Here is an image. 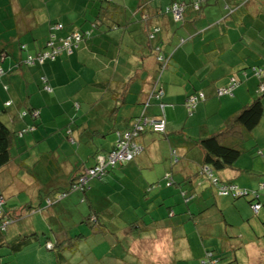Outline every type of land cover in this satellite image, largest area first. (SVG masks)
<instances>
[{"label": "crops", "instance_id": "crops-1", "mask_svg": "<svg viewBox=\"0 0 264 264\" xmlns=\"http://www.w3.org/2000/svg\"><path fill=\"white\" fill-rule=\"evenodd\" d=\"M1 1L0 64L3 65L0 66L7 72L0 80V108L3 109L9 97L16 104L7 111H3L5 113L1 115L2 119L7 121L10 127L21 128L25 120L18 118V109L20 105L27 104L41 107L42 119L49 125L46 131H41L39 128L29 134L28 139L25 136L15 141L14 146L17 147V152L21 147H27L24 149V152L27 151L28 154V157L24 158L27 165L22 163L23 169H31L32 167L28 165L36 162V165H39L38 168L44 170V165L39 162L38 156L44 159L40 154L49 151L50 144L54 149L60 139L53 130L49 133L48 127L59 129L58 121L65 124L68 116L74 117L75 113L71 106L75 105V101L80 102L78 115L81 117L101 108L115 107L116 98L119 97L123 100V104L118 108L117 116L122 118L117 123L128 120L130 116L138 112L137 105L144 99L142 91H147L149 88L158 64L154 60L155 56L149 57L150 48H142L146 44L144 43L145 38L134 35L133 29L137 27L135 23L128 24L127 21L126 28L120 27L112 30L102 24V30L95 29L91 37L86 36L73 53H63L56 61L47 62L43 66L36 65L32 68L19 66L10 71L9 69L16 63L18 64L27 57V52L20 49L22 44L27 46L30 53L45 49L52 33L51 25L56 21L64 22L67 19L64 31L56 32L58 38H65L69 31L92 28L91 22L81 23V19L84 20L85 17L81 12L85 9L83 8L84 2L87 1L88 6L90 0L81 2L78 18L73 12H67L66 15L57 14L53 7V2L56 0H40L38 8L33 6V0H29L27 8L22 6L20 0H11L12 7H5V0ZM118 1L128 2V0ZM133 1L132 5L127 3V9L130 12L142 4L145 5L139 10L156 12L154 3H152L154 1ZM159 1L162 5L170 2V0ZM231 5L235 8L231 12L225 6L214 7L220 11L215 10L220 19L226 14L225 20L221 21L216 18L207 28L203 29L204 26L199 23L188 21L179 33L178 40L175 37L172 38L171 33L165 29L164 45L177 44V56L181 59L184 57L194 67L190 75L182 65L177 68V72H175V66L171 67L165 73L163 82L166 93L164 102L168 105L165 137L167 140L172 139L176 142V146L180 147L181 158L176 165H172L168 150L169 143L163 137L155 147L147 146V154H142L137 162H141L138 163L139 167H145L142 177L152 182L154 180L162 182L163 172L167 168L171 169L178 182L168 189L151 190L143 197H137L139 201L131 195L133 191L132 193L127 192L125 200H120V202L125 204L121 206L122 217L127 214L131 216L136 214H129L134 212L132 207L136 202L143 207L146 219L150 217L160 219L158 213L163 211V204L172 206L174 214L169 218L167 226H159L161 228L156 230L152 228L150 233L147 231L144 233L143 230L139 235L128 236V244L124 249L131 251L128 255H124L121 250L117 252L116 247L113 246L114 241H112L114 235L101 236L97 240V245L102 244V247H94L96 252L93 253L94 256L92 255V263L89 264H201L207 251L214 250V248L222 252L219 264H264V209L258 215L253 216L249 213L250 209L246 203L242 202L239 207L235 208L226 199L215 197L208 193L209 191L204 189L203 191L202 188L196 190V186L192 184V182L196 184L206 179L193 173L195 167L203 162V152L199 148L195 151L189 150L190 144H194L191 141L221 130L228 120L234 118L245 105L259 95L260 79L251 74L250 68L264 61V0H252L245 5L241 4V0H230L229 7ZM8 9L9 12L6 13ZM24 10H26L25 18L22 17ZM207 13H210L209 10ZM136 40L141 42L139 43L141 46L136 45ZM243 71H248L247 76L243 75ZM42 74L48 75L53 92L42 90L40 83ZM232 77L238 78L241 85L234 89L233 95L217 97L216 89L225 87ZM1 82L9 85L8 91H5L2 87L4 84L1 85ZM194 90H204L207 93V99L199 103L189 116L181 117V114L186 113L184 101L187 95ZM59 95V98H53ZM62 98H66L67 103L56 104L58 99ZM260 125L257 131L264 133V118ZM45 134H51V136L44 137ZM149 135H153L151 138L157 137L151 133ZM36 142L43 152L34 149L37 146ZM254 144L264 149V136L257 137L255 133L252 140L243 142L242 146L248 152L241 156L236 166L218 172L220 177L228 181L238 180L250 187L257 185L259 174L264 172V156L251 153L253 150L250 148ZM94 148L97 147L94 145ZM98 150L100 153L101 149L98 148ZM83 151L85 155H89V159H94L91 157L92 152L86 149ZM58 154L61 156L64 152H58L56 155ZM17 155L18 153L14 156ZM82 156L85 157L83 154ZM259 158L261 160H258ZM78 161L81 160L78 159ZM48 163V168L55 164H52L50 160ZM67 169L68 172L63 178L66 184L73 170L70 166ZM5 170L0 172V177L10 171L4 172ZM181 173L191 175V182L187 180L188 183L180 184L183 181ZM13 176L8 177L7 181L14 179ZM142 177L137 180L138 189H144L146 186V183L141 182V180L145 181ZM2 180L5 182V178L2 177ZM18 182L16 186L21 189L23 181L19 179ZM94 184V186H99L97 183ZM191 188L190 194H193V188L196 194L190 202L186 203L180 192L182 189ZM128 195L132 198L129 199ZM106 202L107 200L104 204ZM158 207L161 208L156 209ZM45 219L48 221L46 229L48 231L51 226L50 215ZM165 221L158 223L164 225ZM147 224L152 225L149 222ZM18 236L20 237V235L14 236L11 241H19ZM115 239L118 241L116 237ZM27 247L22 249L27 250ZM21 251H11L7 247L4 255L10 262L4 264H29L31 261H21L22 258L18 256ZM107 252L109 254H106ZM55 257L54 253H40V259L33 260L32 264H60L62 261L60 262ZM232 259L235 261L233 262ZM63 262L70 264L66 260ZM77 262L80 261L77 260ZM79 264L88 263L84 260Z\"/></svg>", "mask_w": 264, "mask_h": 264}, {"label": "trees", "instance_id": "trees-1", "mask_svg": "<svg viewBox=\"0 0 264 264\" xmlns=\"http://www.w3.org/2000/svg\"><path fill=\"white\" fill-rule=\"evenodd\" d=\"M151 1H154L152 3H154L156 12L139 10L145 4L136 5L138 7L136 9L133 7V11L130 12L127 6L128 4L132 5L133 0H128V4L124 1L119 2L118 0H90L88 6L87 1L84 2L83 8L85 7V9L81 12L84 13V21L91 22L92 28L89 30L69 31L65 38L70 37L73 33H79L81 40L74 43L71 51L61 50L53 59H46L43 62L37 60L30 64L27 62L29 55L39 57L42 52L49 50V43L51 41L56 45L65 39L56 36V32L64 31L65 29L63 21H56L51 25V37L48 38L45 49L40 52L30 53L27 50V46L21 45L20 49L27 52V57L18 62V64L16 63L9 69L10 71L19 66L32 68L36 65L43 66L47 62H54L63 53H73L80 45V42L86 36L91 37L95 29H101L102 24L112 30L120 27L126 28L125 23L128 21V24L135 23L137 26L133 29L134 35L145 38L144 43L146 44L144 45L143 43L144 46L142 45V48H150L148 55L149 57L155 56L154 60L158 64V68L152 77L153 79L147 91H142L144 99L137 105L138 112L130 116L126 121L117 123L122 118L117 116L118 108L123 104L121 97L116 98L115 107L101 108L92 113H86L84 117L78 115L81 107L80 102H74L75 108L72 109L71 106V109L74 111L75 116H68L65 124L58 121V124L61 125H58V130L61 131V134L55 148H50L47 152L39 149L40 152H43L40 155L44 159H41L39 156L38 158L39 162L43 163L44 170H40L36 162L28 165L32 167L31 169H25V173L31 182L29 183L28 179H25L28 182H23L22 188H19V190L30 189L31 192V188L36 189V192L30 195L31 197L28 200L21 201L18 204L12 203L11 206H8V199L14 197L13 193H15V190L13 188H18L12 184L4 190L0 186V264L10 262L8 261V257L6 259L4 255V250L7 247L11 251L22 250L18 256L22 258L21 261L23 262L31 261L29 264H32L35 259H40V253L52 254V252H54L55 258H58L60 262L62 261L60 264H65L63 260H66L70 264H79L81 261L86 260L82 253L81 246L83 245L81 244H84V248L88 249L87 260L89 263H92V255L94 256L93 253L96 252L94 247H102V244L97 245V240L103 235L110 236V234L118 239L117 241L112 236V241H114L113 246L116 247L117 252L121 250L124 255H128L131 254V251L129 249L124 250L126 248L125 245L128 244V236L139 235L143 230L144 233L146 231L150 233L153 230L152 228L156 230L161 228L159 226H167L169 218L174 214L172 206L163 204V211L158 213L160 219L153 217L146 219L144 217L145 214H143V207L136 202L132 207L134 212L129 213L136 214L133 216L127 214L122 217L123 210L121 206L124 203L120 202V200H125L127 192L132 193L133 191L131 195L136 198L135 200H138V198L143 197L147 192H151V190L156 188H159L160 191L168 189L178 182L175 180L171 169L168 168L163 172L162 182L159 180L152 182L150 179L142 177L145 167H139L138 163L141 162H137L139 157H142V154L147 152V146L155 147L163 137L167 140L165 135L168 124V115L166 113L168 105L164 102L166 93L163 87L165 73L174 66L176 68L175 72H177V68L182 65L186 68L187 72L189 71L188 75H190L194 68L192 63H189L187 59L185 60L184 57L181 59V57L177 56V44L173 46L164 45L165 29L171 33L172 38L175 37L177 39L188 21L195 24L199 23L204 26V29L211 25L216 18L219 20L220 16L216 14L215 10L217 9H214V7L222 8L225 6L229 12L235 8L232 5L229 7L230 0H170L169 3L164 5L159 0ZM251 1L241 0V4L245 5ZM179 10L180 15L178 16L176 12ZM208 10L209 14L207 13ZM217 11L220 12L219 10ZM115 15L118 18L117 20L114 19L116 18ZM224 16L221 17V21L225 20ZM135 43H137V46H141L140 41L136 40ZM145 50L147 51V49ZM0 69L1 80L7 71L2 66H0ZM250 72L253 76H258L260 79L258 85L259 95L249 104L245 105L234 118L228 120L221 130L191 141L194 144H190L188 149L195 151L199 148L203 152V162L198 167H195L196 170L194 169L193 173L202 176L206 180L197 182L196 184L192 182L196 186V190L202 188V190L209 191L208 193L215 197L226 199L235 208L239 207L242 202L246 203L250 209L249 213L255 216L264 209V172L258 173L260 177L258 176L259 178L257 179L259 181L257 185L251 187L246 186L238 180L228 181L223 179L218 173L225 168L236 166L241 156L245 152H248L242 146L243 142L254 138L264 118V61L261 64L251 66ZM242 73L244 76H247L248 71H243ZM240 82L238 78H230L229 83L225 87L216 89L217 97L233 95L234 89L241 85ZM40 83L42 90L49 93L53 92V86L47 74L40 76ZM3 88L5 91H8L9 85L4 84ZM219 90H227V92L221 94ZM206 99L207 93L204 90H194L187 95L183 105L190 114L197 108L199 103ZM59 102L61 103V101H58L56 104H59ZM14 105H16L14 100L9 97V100L2 107L1 113L4 114L5 112L3 113V111H7ZM2 114H0V169L3 170L5 169V165L9 164L14 157H12V149L15 147V141L25 137L27 134H32L39 130V128L42 129L41 124L47 130V124L42 119L41 107L27 104L20 105L18 118L25 120V124L18 129L10 127L7 121L2 119ZM159 121L165 122L163 130L155 128V124ZM11 122H13L12 119ZM149 133L157 137L151 138L153 135L150 136ZM110 135H113L112 138H110ZM48 136H51V134L44 135V137ZM167 141L169 143L168 150L172 159V165H176L181 158L180 147L176 146V142L172 139ZM105 143L108 144L106 145ZM63 145H65V151H63ZM94 145L97 148L93 149ZM123 147L128 152L131 151V157L117 158L112 162L110 160L111 154L120 151ZM76 148H78L76 157L78 156V159L81 161L77 159V162L76 157L72 161L67 160L66 158L69 156L71 150ZM98 148L101 149L100 153H98ZM259 148L260 145L254 144L250 148V150H253L251 153L260 156L262 154L264 156V149ZM82 149L89 150L90 153L92 152L91 157L94 159H89L90 164L85 157L83 158L82 154L85 156V152ZM59 151L64 152L65 155L63 157L60 154L56 155ZM49 160L52 164H55H53L54 166L50 165L48 168ZM56 162L59 163L56 164ZM22 163L27 165L26 159L22 160L21 166ZM61 166L66 168L71 166L70 168L73 169L72 174L75 168L82 167V169L78 171V175L74 174L72 176L71 174L69 182L66 184L63 181L66 173L63 174V177L60 175L63 171L62 168L60 169ZM10 173L11 171L2 174L0 182L5 183L2 177L7 181L8 177H11ZM21 174H24V171ZM140 177L145 180L140 179L141 182L146 183L144 189L141 188L142 190L137 187V180ZM96 180L99 181L98 187L94 186V181ZM182 180L180 184L182 182L188 183L187 180L191 182V175L183 174ZM13 182L14 179L8 180V183ZM195 188H193V194H190L192 188L182 189V192H180L186 203L190 202L196 194ZM9 189L14 191H10ZM135 190L136 192H134ZM75 192L81 193V196L71 195ZM128 198L132 197L128 195ZM79 199L81 200L79 201ZM106 200L107 202L104 204ZM159 208L161 207L156 209ZM36 213L42 214L44 219L50 215L51 226L48 228V231H46L48 221L45 219V225L47 226H38V220L35 218ZM45 214L48 215L44 216ZM163 220H166V223L160 225L158 222ZM147 221L152 223V225H148ZM168 227L170 226L168 225ZM17 235H20V237L18 236L19 241H11ZM118 242H120V246ZM25 246H28L27 250L22 249ZM38 247H40L41 251H39ZM220 253L222 252L218 249L216 250V248L208 250L201 260V264H219L221 260ZM106 254H109V252ZM77 260L80 262L78 263Z\"/></svg>", "mask_w": 264, "mask_h": 264}, {"label": "rangeland", "instance_id": "rangeland-1", "mask_svg": "<svg viewBox=\"0 0 264 264\" xmlns=\"http://www.w3.org/2000/svg\"><path fill=\"white\" fill-rule=\"evenodd\" d=\"M23 1H26L25 3L23 2ZM83 1L84 0H56V1H54L53 2V7H54V10L55 11H57V14L58 13H61V14H63V15H66V14H68V13H71V12H73V14H74V16L75 17H79L78 16V14L80 15V12H79V9H80V7H81V4L83 3ZM20 2H22V6L24 7V8H27L28 7V4H29V0H20ZM33 2V6L35 7V8H38L39 6H40V0H33L32 1ZM82 2V3H81ZM1 3H2V1L0 0V5H1ZM44 3V2H43ZM12 7V5H11V0H5V7ZM68 6H69V8H68ZM63 7V8H62ZM7 12H9V9L8 10H6V13ZM68 12V13H67ZM25 15H26V10H24L23 12H22V17L24 16V18H25ZM68 17V16H67ZM18 19V18H17ZM71 22V21H70ZM84 22V20L83 19H81V23H83ZM64 23H67V19L64 21ZM32 53H35V52H32ZM0 65H3V64H0ZM71 73L73 72L72 70L70 71ZM4 83H2L1 82V85H3ZM4 86V85H3ZM2 86V87H3ZM60 97V95L58 96V97H53L54 99H56V98H59ZM60 99H58V101H59ZM57 101V100H56ZM57 101V102H58ZM61 104H65V103H67V99L66 98H62L61 100ZM70 101H72V100H70ZM69 101V102H70ZM75 108V106H73L72 105V109H74ZM1 111H2V109L0 108V114H2L1 113ZM185 111H186V113L184 112L183 114H181V117H183V116H189V112H188V110H186L185 109ZM7 116L10 118V116L7 114ZM183 122H185V121H183ZM40 126H42V129H41V131H46L45 130V127H44V125L43 124H41ZM47 126H49V125H46V127ZM59 126H61V125H59ZM73 129V128H72ZM48 130H50L49 131V133H51V131L53 130V132H55V134H57L58 136H60V134H61V131H59L57 128H55V129H50L49 127H48ZM256 135H257V137H263L264 136V133L263 132H260V131H256ZM30 135L29 134H27L26 135V137H27V139H28V137H29ZM112 136L113 135H110V138H112ZM58 143V142H57ZM68 143L70 144V142L68 141ZM68 144V145H69ZM106 145L108 144V143H105ZM53 146H52V144H50L49 145V148H52ZM77 147V146H76ZM94 147V146H93ZM92 147V148H93ZM27 147H21V149L17 152V147H14L13 149H12V157L14 156V155H16L17 153H18V155L17 156H14L13 157V159H12V161L9 163V164H7V165H5V171L4 172H6V171H8V170H10L11 171V176H13L14 175V182L13 183H8V181H5V183H1L0 182V186H2L3 188H4V190H5V188H9V185H12L13 184V186H16L17 184H19V182H18V180L20 179V180H22L23 182H25V183H27L28 181H29V183L31 182L29 179H28V177H27V175H26V173H25V169H23L22 168V166H20V163L22 162V160L27 156L28 157V154H27V151H25L24 152V149H26ZM65 145H63V151H65ZM34 149H37V150H39V148H38V146H35L34 147ZM77 149L78 148H76V149H73V150H71V152H70V154H69V156L66 158L67 160H73L75 157H76V154H77ZM60 152V151H59ZM63 155H65V154H62L61 155V157H63ZM33 158V157H32ZM77 159H78V156L76 157V161H77ZM85 159L87 160V162H89V155H85ZM258 160H261V158H259ZM89 164H90V162H89ZM82 165V164H81ZM263 165V164H262ZM89 166V165H88ZM71 167V166H70ZM17 168H18V170L20 169V171H21V173H22V171H24V174H21L19 171H18V175L16 176V172H17ZM63 169V171H62V173L60 174L62 177L64 176L63 174H65V173H67L68 172V169L66 168V167H64V166H61L60 167V169ZM80 169H82V167H77V169L75 168L74 169V173L72 174V176H74V174H76V175H78V171L80 170ZM50 170V169H49ZM3 172V173H4ZM25 179H28V181H25ZM95 183H97V185L99 184V181L98 180H96V181H94ZM5 185V186H4ZM40 187V186H39ZM96 187H98V186H96ZM41 188V187H40ZM14 190H15V193H13L14 194V197H12V198H10V199H8V201H9V203H8V206H11L12 205V203L13 204H15V203H20L21 201H26V200H28V198L29 197H31L30 195H33V193H35L36 192V189H32L31 188V192H30V189H28V190H19V189H15V188H13ZM10 190V189H9ZM14 190H10V191H14ZM33 190V191H32ZM75 194V196H77L78 195V197H80L81 195V193H78V192H75V193H72L71 195H74ZM83 196H84V194H83ZM81 199H79V201H80ZM36 215V219L38 220V226H40V225H44V226H47V225H45V223H46V221H45V219H44V217L42 216V214H39V213H36L35 214ZM81 245H83V246H81L82 247V253H83V255L85 256V258H86V260H87V258H88V255H87V250L88 249H86V248H84V244H81ZM52 252V251H51ZM52 253H54V252H52ZM5 258H7V257H5ZM87 263L89 264V262H88V260H87Z\"/></svg>", "mask_w": 264, "mask_h": 264}, {"label": "built area", "instance_id": "built-area-1", "mask_svg": "<svg viewBox=\"0 0 264 264\" xmlns=\"http://www.w3.org/2000/svg\"><path fill=\"white\" fill-rule=\"evenodd\" d=\"M176 14L179 16L180 15V10L177 11ZM59 27H61V26H59ZM80 40H81L80 34L79 33H73L70 37H67V38L61 40V42L59 43L61 45H59V44L54 45L52 43V41H51L49 43V47H50L49 50L42 52V54L39 57H35V56H32V55H29L27 57V62L30 64V63L36 62L37 60H39L40 62H43L46 59H53V58H55L58 55V53L61 50L65 49V50L71 51L73 49L74 43L75 42H79ZM0 72H1V69H0ZM225 92H227V90H219V93H221V94H223ZM164 125H165V122L159 121V122H157L155 124V128L158 129V130H163L164 129ZM131 155H132L131 151L128 152V150L123 147L120 151L113 152L111 154V156H110V160L113 162L117 158L120 159V158H124L125 156H127L126 158H128V157H131Z\"/></svg>", "mask_w": 264, "mask_h": 264}, {"label": "clouds", "instance_id": "clouds-1", "mask_svg": "<svg viewBox=\"0 0 264 264\" xmlns=\"http://www.w3.org/2000/svg\"><path fill=\"white\" fill-rule=\"evenodd\" d=\"M23 46H26L25 44H22Z\"/></svg>", "mask_w": 264, "mask_h": 264}]
</instances>
